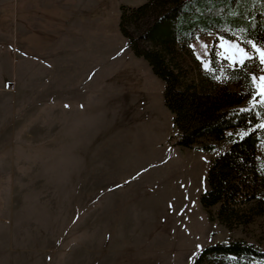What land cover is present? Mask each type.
Listing matches in <instances>:
<instances>
[{"label": "rangeland", "instance_id": "1", "mask_svg": "<svg viewBox=\"0 0 264 264\" xmlns=\"http://www.w3.org/2000/svg\"><path fill=\"white\" fill-rule=\"evenodd\" d=\"M146 1L0 0V264H195L218 242L264 248V215L229 229L202 204L230 143L178 144L165 81L120 26ZM232 37L189 49L203 66Z\"/></svg>", "mask_w": 264, "mask_h": 264}, {"label": "trees", "instance_id": "2", "mask_svg": "<svg viewBox=\"0 0 264 264\" xmlns=\"http://www.w3.org/2000/svg\"><path fill=\"white\" fill-rule=\"evenodd\" d=\"M120 26L133 51L165 81L178 144L211 150L217 142L230 143L212 163L204 207L218 205L216 217L229 229L237 220L264 215V102L253 96L257 84L249 79L259 76L263 65L250 64L231 78L230 62L213 51L216 79L212 67L203 68L190 50L197 36L210 33L264 44V6L255 0H147L138 8H123ZM205 138L210 140L204 143ZM195 264H264V248L246 240L218 242L206 247Z\"/></svg>", "mask_w": 264, "mask_h": 264}, {"label": "snow or ice", "instance_id": "3", "mask_svg": "<svg viewBox=\"0 0 264 264\" xmlns=\"http://www.w3.org/2000/svg\"><path fill=\"white\" fill-rule=\"evenodd\" d=\"M255 2L264 6V0H255ZM228 44L230 47L226 48L225 51L229 55H226L225 59L230 61L232 69L228 73L229 77L235 78L237 75L244 74L248 70L250 64L259 63L260 65H264V44L254 42L247 36H245L243 40L237 38L229 41ZM205 47L207 48L208 46L205 45ZM209 64L212 67L215 78L219 79V71L216 68V61H210L208 64H204L203 66L208 68ZM226 67H228V65H226ZM249 79L250 81L264 82V76L251 75ZM257 94L264 95V83L257 88V92L253 93V96Z\"/></svg>", "mask_w": 264, "mask_h": 264}]
</instances>
